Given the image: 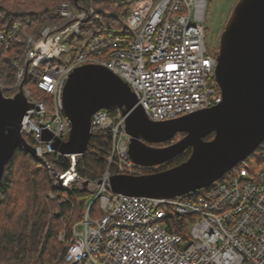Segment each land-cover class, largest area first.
I'll list each match as a JSON object with an SVG mask.
<instances>
[{
  "label": "built area",
  "instance_id": "built-area-1",
  "mask_svg": "<svg viewBox=\"0 0 264 264\" xmlns=\"http://www.w3.org/2000/svg\"><path fill=\"white\" fill-rule=\"evenodd\" d=\"M210 1L128 0L121 34L83 40L77 38L84 21L97 19L96 11L65 2L56 10L61 25L44 27L37 38L20 25L7 34L0 29L5 49L14 42L23 46L22 54L13 59V86L3 95L13 98L21 91L31 104L24 113L22 134L32 140L37 154H54V140L68 139L70 122L62 93L70 73L80 66L105 67L125 82L152 122L175 120L220 104L216 56L205 44ZM42 64L51 65L36 80L37 97L27 81ZM45 132L52 135L49 141L42 140ZM100 133L109 135L108 164L114 171L104 178L160 171L162 165L143 167L130 159L131 137L121 110L92 114L90 134ZM94 197L100 214L90 219L86 212L72 229L66 264H264L262 171L242 168L210 189L172 199L126 196L107 185H97ZM167 212L186 218L188 240L168 232Z\"/></svg>",
  "mask_w": 264,
  "mask_h": 264
},
{
  "label": "water",
  "instance_id": "water-1",
  "mask_svg": "<svg viewBox=\"0 0 264 264\" xmlns=\"http://www.w3.org/2000/svg\"><path fill=\"white\" fill-rule=\"evenodd\" d=\"M216 62L221 103L165 122L148 120L128 86L105 67L75 68L62 93L70 132L66 142L54 140L53 149L78 160L88 149L92 114L117 108L125 117L131 137L128 154L136 165H164L188 148L191 153L175 167L142 176L111 175L97 180V185H107L117 194L155 199L206 188L244 162L264 140V0L237 1L219 37ZM30 107L21 91L6 98L0 88V183L16 149L41 162L20 133ZM211 133L214 137L205 140ZM178 135L184 136L170 145L151 146ZM51 138L48 132L42 136L43 141ZM89 183L83 181L82 186Z\"/></svg>",
  "mask_w": 264,
  "mask_h": 264
},
{
  "label": "trees",
  "instance_id": "trees-1",
  "mask_svg": "<svg viewBox=\"0 0 264 264\" xmlns=\"http://www.w3.org/2000/svg\"><path fill=\"white\" fill-rule=\"evenodd\" d=\"M73 1L0 0V29L7 31L13 25L19 24L30 36L37 38L44 27L61 25L56 10L61 3L73 4ZM87 1L77 0V4L82 8ZM90 1L89 6L102 13L97 19L90 17L84 21L81 35L77 39L83 40L93 35L121 34V20L127 14L128 0ZM22 49L21 42L13 43L9 49L0 45V83L6 90L11 89L14 83L12 58L21 55ZM43 69L44 64L27 81L34 96L40 95L36 80ZM212 137L213 134H210L205 140ZM28 142L30 143L29 140ZM251 155L254 168L242 166L237 170L232 169V172L242 168L249 169L250 173L264 171V140ZM109 156V135H92L86 153L76 164L78 177L90 182L100 179L107 170ZM188 156L189 154L181 156L162 165L160 171L179 165ZM44 159L61 172L69 168L68 160L62 156L48 155ZM52 190L56 189L51 184L46 168L29 154L16 150L5 167L0 183V217L6 222V225L0 226V264H66L64 255L70 241L71 229L82 220L87 199L94 193L85 189L64 190L65 196L55 197ZM76 209L80 214L77 219L74 218ZM92 211L91 208V216L95 217L97 214H92ZM165 223L168 224L169 233L181 235L184 240L188 239L186 218L167 212ZM60 234H63L62 241L58 240Z\"/></svg>",
  "mask_w": 264,
  "mask_h": 264
},
{
  "label": "rangeland",
  "instance_id": "rangeland-1",
  "mask_svg": "<svg viewBox=\"0 0 264 264\" xmlns=\"http://www.w3.org/2000/svg\"><path fill=\"white\" fill-rule=\"evenodd\" d=\"M237 1L238 0H211L208 4L206 20H205V26L207 29L206 37H205V44H206L208 51L214 55H217V53H218L219 34L221 31H223V25L225 24V21L229 17V15H230L233 7L237 3ZM50 65L51 64H47L44 67L47 68ZM33 76L34 75H32V77ZM0 88H1L3 93L4 92H5V94L8 93V92H6L5 86H3L1 83H0ZM36 96L39 97L38 95H36ZM66 139H67V137H66ZM175 139H176V141H178L179 137H176ZM175 139H173L172 141L175 142L174 141ZM245 161L246 162H244V163L242 162V163L238 164L237 167L235 166L233 169L237 170L239 167H242V166H251V165L253 166L254 160H253L252 155H250ZM50 168L56 172L57 171L59 172V170L54 165L53 166L49 165L48 170L46 169L47 175L51 180V184L56 189L55 191L52 190V193L54 194L55 197L65 196L66 194H65L64 190L62 191L61 189H59L58 185L54 181V179H55L54 174ZM42 176H43V174H42ZM96 186H97V184L95 183V181H91V184H89V186H87V188H84L82 186L81 181L80 182H72V183H69V185H68L69 190L86 189V191H88L89 193H94L96 191ZM65 190H67V187L65 188ZM49 197L52 198L51 195H49ZM93 198H94V195H91V197H89L87 199L88 202L90 203ZM92 210H93L92 214H97L95 217H98L100 214L98 202L93 204ZM7 212H9V211H7ZM7 212H6V214H7ZM78 212H79L78 209H76L75 213H74V215H75L74 218H76V219L80 215V214H78ZM0 215H1V213H0ZM78 222H80V221H78ZM3 225H6V222L2 219V217H0V226H3ZM58 240L62 241L59 239V235H58Z\"/></svg>",
  "mask_w": 264,
  "mask_h": 264
},
{
  "label": "bare ground",
  "instance_id": "bare-ground-1",
  "mask_svg": "<svg viewBox=\"0 0 264 264\" xmlns=\"http://www.w3.org/2000/svg\"><path fill=\"white\" fill-rule=\"evenodd\" d=\"M74 2V1H73ZM91 1L90 0H88L86 3V6L85 5H83L82 6V8H80L79 6H78V4H77V0H76V4L75 3H73V4H70V3H68V4H70V5H73V6H76V7H78V8H80V9H87V8H89V7H91V6H89L91 3H90ZM128 4H127V10H128ZM93 8V7H92ZM94 9V8H93ZM95 11H96V15H97V18L99 17V15L102 13V12H98L96 9H94ZM19 25V24H18ZM18 25L16 24V25H13L9 30H7V31H2L3 33H5V34H7V33H9L10 31H12L14 28H16V27H18ZM94 36V35H93ZM15 43V42H14ZM13 44V43H12ZM11 44V45H12ZM1 45V44H0ZM10 45V46H11ZM3 46V45H2ZM10 48V47H9ZM9 48H7V49H9ZM5 49V48H4ZM22 52H23V49H22ZM22 52H21V54H22ZM20 56V55H19ZM216 56V55H215ZM16 57H18V56H16ZM16 57H14V58H16ZM14 58H12V65H13V59ZM13 67H14V69H15V74H16V68H15V66L13 65ZM14 77H15V75H14ZM122 81V80H121ZM123 82V81H122ZM125 83V82H124ZM126 84V83H125ZM129 88V87H128ZM130 89V88H129ZM132 92V91H131ZM133 93V92H132ZM137 103H138V100H137ZM139 105V104H138ZM140 106V105H139ZM141 107V106H140ZM143 110V109H142ZM144 112V111H143ZM144 115H145V113H144ZM145 117H146V115H145ZM147 118V117H146ZM148 119V118H147ZM24 120V116H23V119H22V122H21V131H20V133H21V137L30 145V146H32L33 148H34V150H35V153H36V155L40 158V160H41V162H38V163H40L41 165H43L47 170H48V168H49V165L50 166H52V164H50V163H48L44 158H45V156H48V155H53V156H60V155H62V154H60V153H58L56 150H54L53 149V146H52V149L54 150V154H46V155H44L43 157H41L40 155H38L37 154V151H36V146H34V143L32 142V140L29 138V137H27V136H25V135H23L22 134V129H23V124H25V120ZM211 134H213V133H211ZM213 137H214V134H213ZM212 137V138H213ZM176 138V137H175ZM174 138V139H175ZM28 140L30 141V143L28 142ZM211 140V139H210ZM208 141V140H207ZM168 143V142H167ZM52 145H53V143H52ZM188 149H190V148H188ZM188 149H186V150H188ZM16 150H19V149H16ZM15 150V151H16ZM186 150L182 153V154H184L185 152H186ZM14 151V152H15ZM22 151V150H21ZM110 152H111V143H110ZM190 153H191V149H190ZM190 153H189V155H190ZM14 154V153H13ZM58 154H60V155H58ZM181 154V155H182ZM66 156V155H65ZM180 156V155H179ZM178 156V157H179ZM62 157H63V155H62ZM189 157V156H188ZM33 158V157H32ZM65 159H67L68 160V162H69V168L65 171V172H61V171H54V170H52L51 168V170H52V172H53V174H54V181L56 182V184L58 185V187H59V189H61V190H65V188L67 187V190L69 191V187H68V185H69V183H72V182H80V181H87V180H84V179H81V178H79L78 177V175H77V173H76V164H77V162H78V160L80 159V157H78V160H77V158H74V160H72V158H70L69 156H68V158H66V157H64ZM109 158V157H108ZM177 158V157H176ZM175 158V159H176ZM34 159V158H33ZM35 160V159H34ZM174 160V159H173ZM172 160V161H173ZM107 163H108V159H107ZM107 172H109V174L108 175H110V174H113L114 173V171H113V168H112V166H109V164H108V166H107V170H106V172L104 173V175L100 178V179H102V178H104V176H105V174L107 173ZM262 172H264V171H262ZM230 173H232V169L230 170V171H228L227 173H225L220 179H218L217 181H215V182H213L212 184H210L209 186H207L206 188H203V189H200V190H197V191H195V192H191V193H196V192H200V191H202V190H206V189H210V187H212L213 185H215V184H217V183H219V182H221V181H223V180H227L228 178H229V176H230ZM62 181V185L60 186V184H59V182L58 181ZM99 180V179H98ZM90 182V181H89ZM96 182V181H95ZM86 190V189H85ZM191 193H189V194H191ZM189 194H187V195H189ZM186 196V195H185ZM181 197H183V196H181ZM174 198H176V197H174ZM170 199H172V198H170ZM96 202H98V200L94 197L93 199H92V201L89 203L88 201H87V203H86V205H85V210H84V214H83V219H84V216H85V214H86V212H88L89 213V216L91 217L90 219H92L93 217L91 216V208H92V205L94 204V203H96ZM99 203V202H98ZM83 219L80 221V222H78V223H76L73 227H72V229L75 227V226H77L79 223H81L82 221H83ZM72 229H71V235H70V241H71V236H72ZM62 238H63V234H61V235H59V239L60 240H62ZM188 240V239H187ZM69 241V242H70ZM69 245V244H68ZM68 247V246H67ZM66 253V252H65ZM65 256V255H64Z\"/></svg>",
  "mask_w": 264,
  "mask_h": 264
},
{
  "label": "flooded vegetation",
  "instance_id": "flooded-vegetation-1",
  "mask_svg": "<svg viewBox=\"0 0 264 264\" xmlns=\"http://www.w3.org/2000/svg\"><path fill=\"white\" fill-rule=\"evenodd\" d=\"M227 19H228V18H227ZM226 21H227V20H226ZM226 21H225V23H226ZM224 26H225V24L223 25V28H224ZM221 32H222V31H221ZM221 32H220V34H219V37H220V35H221ZM183 136H184V135H179V139H181ZM174 141H176V139H175ZM172 143H173V141L168 142V143H164V144H159V145H151V146H153V147H165V146L170 145V144H172ZM189 153H190V149L186 150V152H185L184 154L180 155L179 157L184 156V155H187V154H189ZM179 157H177V158H179ZM177 158H176V159H177Z\"/></svg>",
  "mask_w": 264,
  "mask_h": 264
}]
</instances>
